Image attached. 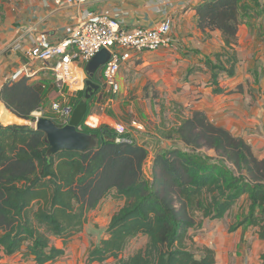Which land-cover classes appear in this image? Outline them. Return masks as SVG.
<instances>
[{
    "label": "trees",
    "instance_id": "16d2710c",
    "mask_svg": "<svg viewBox=\"0 0 264 264\" xmlns=\"http://www.w3.org/2000/svg\"><path fill=\"white\" fill-rule=\"evenodd\" d=\"M245 10L241 0H202L196 7L197 26L218 29L224 42L203 62L214 85L219 76L234 74L236 33ZM30 80L24 77L0 88V101L16 122L0 125V258L19 253L35 264L58 261L69 238L82 231L88 214L107 198L122 204L104 228L106 237L90 245L86 264L110 259L112 264H215L211 249L200 248L198 255L187 246L190 228H199L205 218H222L243 195L250 210L258 207L264 216V159L202 111H192L161 132L165 140L182 145L155 151L148 180L147 148L133 138L131 143L116 142V132L107 126L83 124L91 115V100L80 126L95 136L97 147L48 154L45 134L21 123L33 121L31 113L39 108L50 118L45 111L47 83ZM83 96L84 89L76 91L70 103ZM260 220L264 239V217ZM139 234L146 236L144 247L120 257ZM53 238L62 239L63 247L53 245Z\"/></svg>",
    "mask_w": 264,
    "mask_h": 264
},
{
    "label": "crops",
    "instance_id": "0c3cea01",
    "mask_svg": "<svg viewBox=\"0 0 264 264\" xmlns=\"http://www.w3.org/2000/svg\"><path fill=\"white\" fill-rule=\"evenodd\" d=\"M201 1L89 0L83 6H58L44 0L6 1L4 8L7 10L0 23V88L4 84L5 77L26 60L23 51L31 45L40 32L46 33L51 42L62 40L69 35L76 24L77 16L83 9L117 19L124 30L135 27L153 28L169 17L171 45L156 51L132 53L131 58L125 61L118 71V73L126 72L125 76L119 73L117 77L120 94L156 96L151 128L154 130L156 128L157 132H153V136L161 147L173 145V140H165L161 132L177 125L181 118L190 115L192 111L198 110L205 113L216 125L244 139L251 146L255 157L264 159V0H241L246 10L241 13L242 18L236 33L235 50L238 63L233 75L224 74L218 77V85L211 83V73L205 69L203 62L219 52L224 42L218 29H201L197 26L196 7ZM16 41L21 46L18 50L10 47V44ZM7 46L9 49L3 51ZM85 64L86 62L80 61L74 63L78 79L81 77V83L88 78L84 69ZM38 66V62L33 63L34 68ZM200 67L202 69L199 70ZM190 69L192 71L188 72ZM101 73L102 67L96 77L100 79L103 89L96 96L104 90L109 97L113 96L107 92ZM137 75L145 77L140 84L141 88L132 92V85L138 84L135 82ZM30 81L46 82V87L45 85L43 87L53 88L60 96V91L53 83L51 72L35 76ZM146 83L151 85L152 90L146 89ZM76 86L78 84L75 83L74 87ZM216 88H220V91H215ZM77 89L74 93L78 91ZM70 95L72 97L75 94ZM93 100L89 103L90 109ZM94 106L105 107L98 103H94ZM106 110L108 111L103 113H92L88 120L93 121L96 118L99 124L97 118L99 116L106 119L103 123L107 125H111L110 121L115 124L123 123L118 118V114L123 110L131 111L123 106L117 111ZM0 113L5 117L8 116L9 120L11 117L14 118L1 102ZM50 113V118L53 119L51 110ZM136 115L133 113L134 118L130 126L134 129L135 136H141L147 129L149 110H141L139 116ZM141 117H144L143 120ZM165 119H170V123ZM132 122H136L138 128L132 126ZM127 134L134 139V135L129 134L128 131ZM136 142L140 144L139 141ZM177 145L181 146L182 143L178 141ZM143 146L148 150L146 145ZM149 163L151 164V161ZM120 202L122 204V201ZM261 217L264 216L260 209L257 207L250 210V200L247 195H243L222 218H205L199 228H190L187 232L188 244L192 243L193 250L198 255L201 253L200 248L211 249L214 252L215 264H264V239L259 236ZM98 225L100 226L99 223ZM85 226L86 224L82 231L69 238L65 245V254L61 259L45 264H86L88 249L90 245L96 243L97 238L88 237ZM55 246L62 248V240ZM0 264L35 263L31 257L27 258L15 253L9 256L3 255Z\"/></svg>",
    "mask_w": 264,
    "mask_h": 264
},
{
    "label": "built area",
    "instance_id": "2783aa9c",
    "mask_svg": "<svg viewBox=\"0 0 264 264\" xmlns=\"http://www.w3.org/2000/svg\"><path fill=\"white\" fill-rule=\"evenodd\" d=\"M51 1L58 6L71 5L83 6L89 0H44ZM171 19L166 17L153 28L135 27L124 30L120 27L117 19L105 14L83 9L77 16L75 26L68 36L58 42H51L44 32H40L32 41L31 45L24 49L23 54L26 60L18 65L8 76L4 83L11 84L22 78L33 79L35 76L51 72L53 83L60 91V100L50 104L53 119L59 125L68 123L74 104L68 100L65 93L67 88L74 86L78 80L75 62L89 61L100 49L109 51V59L102 66V81L110 95L119 92L117 74L121 65L129 60L132 53L139 54L146 51H156L171 45ZM10 47L18 50L21 46L19 42H13ZM38 62L37 68L33 63ZM75 88V87H74ZM81 90V86L78 87ZM65 91V92H64ZM114 96H110L112 98ZM44 109L34 110L33 127L36 119L42 116ZM87 117L83 124L90 128H95L97 124L90 122ZM7 122L0 118V125ZM132 126L137 127L136 122ZM81 129V126L79 127ZM117 136L116 142L131 143L132 138L127 136V129L122 123L113 125Z\"/></svg>",
    "mask_w": 264,
    "mask_h": 264
},
{
    "label": "rangeland",
    "instance_id": "374dc122",
    "mask_svg": "<svg viewBox=\"0 0 264 264\" xmlns=\"http://www.w3.org/2000/svg\"><path fill=\"white\" fill-rule=\"evenodd\" d=\"M6 1H9V0H0V23H2L1 20L4 19L5 13L7 10V8H4V4H5L4 2H6ZM2 48H3V46H2ZM8 49H9V47L7 46L5 48V50H3V51H6ZM119 73H123L124 76L126 75V72H124V71H120ZM119 73L117 74V77H119ZM144 77H145L144 75H142V76L137 75L135 82H137L138 84L132 85L133 86L132 92H135V90L137 88H141L140 84L143 81ZM79 79L76 81V84H78V86H76V88L81 86V89H83L84 83H81L82 81H81V79L79 81ZM131 84H132V82H131ZM145 87L147 90H152L151 85L149 83H146ZM76 88H74V86H71L70 90H69V88H67L66 93H68L67 94V96H69L68 98L71 97V95H70L71 93L75 94L74 91L76 90ZM77 90H80V89L78 88ZM147 90L145 92H147ZM105 92L106 91L104 90L99 96H97V98H94V100L92 101L94 103H98V104L105 106V107L104 108H101V106H94L93 107V105H94V103H93V105L90 109L91 115H92V113L97 114V113L107 112L108 110H106V109H109V111H112L113 109H114V111H117L118 108L121 109V106H123L125 109H129L132 111L131 112V111L123 110L121 114H118V116H119L118 118L122 120V122H123L122 124L125 126L128 133L131 135H134L133 137L136 141H139L140 144H142V145L144 144L148 147L149 154H148V158L144 164V177L149 180L150 176H151V173H150V165L151 164L149 163L151 161V158H152L151 154L153 156L155 151L161 147L160 144H158L157 140H155V137L153 136V132L154 133L157 132L156 128H155V130L153 128H151L152 121H154L152 118V114L155 113V108H156L155 102L156 101L154 99L156 96H122L120 94V86H119V92L117 94L113 95L114 96L113 98H110L109 95ZM45 94H46L45 99L49 100V106H47L45 109H46V111H48L49 114H51L50 113L51 101H62V100H60V96L58 95L56 90H54L51 87L45 88ZM68 100H70V99H68ZM106 102L108 104H106ZM112 104H113V106H112ZM145 109L149 110V115H147V117H148L147 118V121H148L147 129H146V131L142 132L141 136H135L134 129L130 126L131 120H133L132 118H134L133 113L137 114L136 115V117H137V116H139V112L141 110L145 111ZM1 113H0V118L3 121L8 122L6 124H9L10 121H14L12 117L9 120L8 116L5 117ZM97 118L99 119V124H97L96 127L104 125L110 129L114 130L112 127L113 125H115L114 122L110 121L111 125H107L106 123H103V122H106L105 121L106 119L101 118L99 116ZM143 118L141 117L142 120H143ZM25 121L21 122V123L33 125L32 121H26V122ZM165 121L170 123V119H165ZM91 122H97V119L94 118V120ZM12 123H16V122H12ZM12 123H10V124H12ZM18 124H20V123H18ZM172 143H173V145H177L178 141L173 140ZM157 144H158V146H157ZM120 205H121L120 201H117V200H114L111 198H107L97 207V209L91 211L89 214V217H88V221H87L86 226H85V232H86V234H88V237H92L93 239L97 238V240H98L100 235L103 233L104 228L106 227L107 223L109 222L111 215L118 209V207ZM95 221H97L100 224V226L98 225V223H95ZM102 237H106L104 233L102 234ZM54 239H53L54 241L52 242L53 245L54 244L55 245L60 244V241L62 240L59 238H54ZM146 241H147L146 236H144L143 234H139L136 237L132 238L128 242L124 251L120 254V257H127L130 254H132L133 252H135L136 250L144 247V245L146 244ZM62 243H63V241H62ZM186 243H187V246H190L193 249L192 243L188 244V240L186 241ZM195 249H197V248H195ZM112 263H114V259L108 260L105 264H112Z\"/></svg>",
    "mask_w": 264,
    "mask_h": 264
},
{
    "label": "water",
    "instance_id": "95a60500",
    "mask_svg": "<svg viewBox=\"0 0 264 264\" xmlns=\"http://www.w3.org/2000/svg\"><path fill=\"white\" fill-rule=\"evenodd\" d=\"M109 56V51L102 48L86 62L84 69L88 78L84 82V96L74 105L68 123L58 125L51 118L43 116L36 119L34 128L45 134L49 145L48 154L61 150L83 151L97 147L98 141L95 136L82 131L79 127L86 115L89 100L99 89V84L95 82L96 75Z\"/></svg>",
    "mask_w": 264,
    "mask_h": 264
},
{
    "label": "flooded vegetation",
    "instance_id": "af4514ba",
    "mask_svg": "<svg viewBox=\"0 0 264 264\" xmlns=\"http://www.w3.org/2000/svg\"><path fill=\"white\" fill-rule=\"evenodd\" d=\"M95 81L98 82V84H99V89H98V91H97L96 93H94L92 99H94L95 97H97L96 95L99 94V93L102 91V89H103V86H102V84H101L100 79L96 77V78H95ZM92 99H91V100H92Z\"/></svg>",
    "mask_w": 264,
    "mask_h": 264
},
{
    "label": "bare ground",
    "instance_id": "6f19581e",
    "mask_svg": "<svg viewBox=\"0 0 264 264\" xmlns=\"http://www.w3.org/2000/svg\"><path fill=\"white\" fill-rule=\"evenodd\" d=\"M91 122V121H90ZM94 124H97V122H93Z\"/></svg>",
    "mask_w": 264,
    "mask_h": 264
}]
</instances>
